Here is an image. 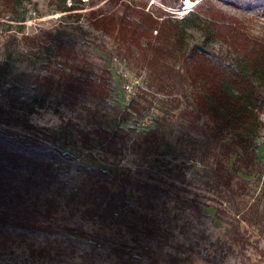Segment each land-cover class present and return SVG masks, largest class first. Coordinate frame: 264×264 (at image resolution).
<instances>
[{
  "label": "rangeland",
  "instance_id": "1",
  "mask_svg": "<svg viewBox=\"0 0 264 264\" xmlns=\"http://www.w3.org/2000/svg\"><path fill=\"white\" fill-rule=\"evenodd\" d=\"M39 34L41 44L26 38ZM254 39L264 43V0H0V104L77 156L80 130L118 128L111 148L85 149L81 158L118 165L113 186L132 191L139 210L157 216L169 264H264V74L254 77L262 93L255 109L258 161L235 174L231 198L207 183L197 150L200 126L211 121L208 111H197L211 108L214 97L209 63L251 68L259 56ZM151 46L160 65L149 71ZM191 49L208 61L192 67V75L184 67ZM133 98L140 110L130 115L134 121L121 122ZM63 167L77 172L72 160ZM137 180L152 184L151 200L133 190ZM60 220L80 222L63 211ZM21 231L5 239L15 255H30L46 240L44 233ZM93 259L120 264L101 248Z\"/></svg>",
  "mask_w": 264,
  "mask_h": 264
},
{
  "label": "trees",
  "instance_id": "2",
  "mask_svg": "<svg viewBox=\"0 0 264 264\" xmlns=\"http://www.w3.org/2000/svg\"><path fill=\"white\" fill-rule=\"evenodd\" d=\"M26 38L38 44L45 40L40 34ZM253 42L259 56L249 69L232 63H209L210 84L215 87L209 88V94L214 97L207 101L211 108L200 106L197 110L199 114L208 111L211 119L200 126L197 137L203 173L210 187L227 199L233 196L235 174L258 161L259 121L255 109L262 93L254 77L259 74L262 78L264 74V43L257 39ZM151 49L154 55L146 62L149 71L160 65L157 46ZM184 56V67L191 75L192 67L208 64L205 54L196 49ZM260 64L262 68L258 70ZM141 98L147 99L144 94ZM129 105L121 122L134 121L130 115L140 110L138 98ZM162 120L167 118L158 119L153 132L159 130ZM119 129L137 130L135 126L122 125ZM118 132V128L109 130L104 125L95 128L96 135L80 130L82 155L77 156L65 152L35 130L32 123L0 104V264H94L93 252L99 248L115 256L120 264H169L161 250L158 236L162 235V227L157 216L141 212L131 201L132 191L113 186L120 179L118 165L102 164V160L101 164L88 165L81 158L85 149L92 153L94 148H111ZM138 136L140 133H136L134 142ZM70 160L76 166L75 174L64 170L63 164ZM134 182L137 188L133 190H145L148 200L154 197L152 184ZM193 205L202 212L200 204ZM62 211L70 217L78 215L80 222L62 223ZM85 221L98 227L88 228ZM18 229L22 230L19 235L44 233L46 240L40 246L33 245L30 255H15L14 250L7 251L4 246L5 239ZM52 235L59 238L53 240ZM163 235L167 238L168 233Z\"/></svg>",
  "mask_w": 264,
  "mask_h": 264
}]
</instances>
